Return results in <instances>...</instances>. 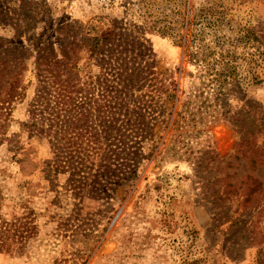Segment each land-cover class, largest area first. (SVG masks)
I'll use <instances>...</instances> for the list:
<instances>
[{
	"label": "rangeland",
	"instance_id": "374dc122",
	"mask_svg": "<svg viewBox=\"0 0 264 264\" xmlns=\"http://www.w3.org/2000/svg\"><path fill=\"white\" fill-rule=\"evenodd\" d=\"M133 1L0 0V61L7 65L19 61L25 68L24 82L34 80L37 49L50 44L56 48L69 41L57 32L61 25L77 20L85 26L102 27L116 17L136 19ZM204 1L187 0L191 16L194 3ZM209 1L219 3L227 19L216 35L232 43L241 38L235 43L237 52L256 60L262 78L261 83L246 86V98L232 97L231 104L257 103L264 111V0ZM145 37L155 53L157 71L171 75L180 93L188 91L189 73L195 67L187 63L183 48L156 32ZM3 85L0 78V87ZM31 95L15 103L2 119L0 217L11 221L30 212L39 232L22 253L0 251V264H185L195 260L198 264H264V249L260 257L258 251L264 245L245 239L247 227L252 229L256 222L252 207L245 209L242 198L235 195L214 199L212 184L204 187L205 181L194 171V155L210 150L222 160L219 170L210 173L211 179L236 183L252 174L264 180L263 166L253 170L248 158H236L238 143L246 137L252 140L251 133L245 135L223 120L206 119L189 128L191 134L183 139L177 135L183 129L173 123L180 102L166 127H154L153 144L144 146V152L151 154L137 167V178L112 194L106 190L109 203L100 198L101 191L88 185L89 176L82 180L77 207L85 222L82 228H90L89 234L83 235L79 228L74 237L57 236L49 215L71 214L72 199L68 204L62 201L61 207L53 203L69 190L71 181L68 173H57L49 166L52 158L46 141L22 125L28 120ZM251 113L256 119L261 115L256 107ZM248 130L256 133L255 141L245 143L248 152L255 145L264 146V135L252 126ZM226 173L235 174L225 177ZM217 183L222 191L223 183ZM233 218L240 227L245 225L246 231L233 226ZM257 226L253 237L264 228V217Z\"/></svg>",
	"mask_w": 264,
	"mask_h": 264
},
{
	"label": "trees",
	"instance_id": "16d2710c",
	"mask_svg": "<svg viewBox=\"0 0 264 264\" xmlns=\"http://www.w3.org/2000/svg\"><path fill=\"white\" fill-rule=\"evenodd\" d=\"M194 4L191 16L187 0H134L136 19L116 17L102 27L85 26L77 20L66 22L57 32L69 41L56 48L52 44L39 47L33 60L34 80L26 83L22 76L25 68L19 61L12 65L0 61L4 81L0 87V130L13 105L31 92L28 120L22 125L46 141L52 158L49 166L57 173H68L71 181L62 198L53 201L61 207L62 201L68 204L72 199L71 214L49 215L57 236L74 237L79 228L83 235L89 234L90 228H82L85 222L77 207L82 180L89 176L88 185L101 191L100 198L107 203L106 190L112 194L129 187L137 178L141 161L150 157L144 146L153 144L154 127L168 125L177 102L180 110L173 123L183 129L177 134L183 139L191 134L189 128L206 119L226 121L245 135L251 133L254 141L256 133L248 127L264 135V111L257 103L231 104L232 97L246 98V86L261 83L256 60L237 52L235 43L241 38L232 43L216 35L227 20L219 3L206 0ZM150 32L170 37L183 48L187 63L195 67L189 73L188 91L180 93L171 75L157 71L155 53L145 37ZM255 107L261 112L258 119L251 113ZM252 140L246 137L238 143L236 158H248L255 170L264 167V146L255 145L248 152L245 143ZM194 159V171L205 181L204 187L212 184L214 199L235 195L242 198L245 209L252 207L256 222L252 229L247 227L245 239L264 245V228L253 237L264 217V180L252 174L236 183L218 177L213 180L210 173L219 170L222 160L210 150L199 151ZM218 181L223 183L222 191L216 186ZM33 220L30 212L11 221L0 217V251L22 253L39 232ZM232 225L246 231L237 219L233 218ZM263 249L260 245L259 257ZM194 263L198 261L185 264Z\"/></svg>",
	"mask_w": 264,
	"mask_h": 264
}]
</instances>
